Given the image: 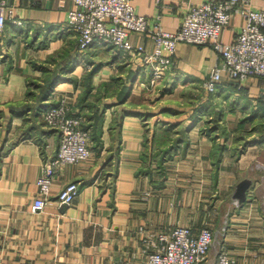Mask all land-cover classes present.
Instances as JSON below:
<instances>
[{
    "label": "crops",
    "instance_id": "crops-1",
    "mask_svg": "<svg viewBox=\"0 0 264 264\" xmlns=\"http://www.w3.org/2000/svg\"><path fill=\"white\" fill-rule=\"evenodd\" d=\"M131 1L138 13L148 17L151 28L160 25L177 31L187 7L205 0ZM249 2L264 8V0ZM7 4L12 12L0 44L3 264H148L150 239L177 224L221 228L220 235L214 231V258L225 243L237 264H264V76H251L242 90L228 79L219 82V103L211 101L208 106L222 108L225 116L220 130L227 144L218 165L213 138L194 125L178 160L183 171L171 172L157 187L153 174L140 171L147 132L161 136L167 122L191 118L197 96L186 99V105L179 104L183 94L173 96L210 75L220 62L213 46L180 42L174 64L164 76L172 89L147 93L138 55L130 54L126 59L130 61H125L122 52L97 43L85 53L79 50L68 23L74 0H7ZM242 23L236 15L223 30V40L231 41ZM130 38L147 51L155 47L150 32H131ZM59 52L61 59L52 60ZM124 64L131 66L126 75L120 70ZM90 69L95 72L89 80ZM140 72L142 78L136 80L133 76ZM62 95L73 100L77 112L93 107L92 115L99 117L95 127L100 145L91 146L88 159L60 167L51 201L35 211L38 179L59 148V136L43 122L42 111ZM145 114L152 117L148 125L142 118ZM250 134L256 141L236 155V143ZM178 174L188 183H177ZM243 178L252 183L247 200L236 205L233 193ZM72 180L79 181L80 193L71 205H61L56 195ZM215 189L218 199L208 203Z\"/></svg>",
    "mask_w": 264,
    "mask_h": 264
},
{
    "label": "built area",
    "instance_id": "built-area-1",
    "mask_svg": "<svg viewBox=\"0 0 264 264\" xmlns=\"http://www.w3.org/2000/svg\"><path fill=\"white\" fill-rule=\"evenodd\" d=\"M74 3L68 11V23L78 39L79 50L85 53L97 43L123 54L138 55L143 60L146 83L156 84L164 78L174 64L180 42L211 44L219 54L220 62L202 84L210 93L218 92L223 79L243 87L251 76H264V8L252 7L249 0H205L190 4L177 31L164 30L160 25L151 28L148 17L138 13L131 0H74ZM11 12L7 0H0V44ZM236 15L243 19L241 28L231 41H224L222 32ZM131 32H150L154 49L147 51L143 45L134 44ZM42 118L57 132L59 148L57 155L45 162L44 173L38 179L39 191L32 204L35 211L44 209L51 201L52 185L60 167L84 161L92 153L91 128L84 115L73 109L69 96L62 95L55 104L47 106ZM80 190L79 181H69L57 193V201L71 205ZM213 240L210 226L197 229L193 225H175L170 232L160 233L158 241L150 243L148 264H206ZM209 264L237 262L222 243Z\"/></svg>",
    "mask_w": 264,
    "mask_h": 264
},
{
    "label": "rangeland",
    "instance_id": "rangeland-1",
    "mask_svg": "<svg viewBox=\"0 0 264 264\" xmlns=\"http://www.w3.org/2000/svg\"><path fill=\"white\" fill-rule=\"evenodd\" d=\"M77 43H78V39H77ZM77 46H78V44H77ZM61 54H62V52L56 53L54 55V59H52V60L61 59L60 58ZM124 54H125V57H124L125 61H130V60H126V59L130 58V54L129 53H124ZM124 63H126V62H124ZM126 64H124L123 68L120 69L125 73V75L131 69V66L126 65ZM89 66H90V64L88 63L87 67L89 68ZM135 76H136V80L138 78L139 79L142 78V76L139 75V73H136ZM165 81H166V79L163 78L161 81H159L156 84H151L148 82L146 84L147 86H145L146 87L145 92L160 94L162 92L161 88H166V87L169 88L168 90H171L173 86L167 85V83ZM111 83L110 84L108 83L109 87L112 89H113V87L115 88V84H111ZM202 84L203 83H201V84L199 83L196 86H191L190 88H184L183 91L177 90L178 91L176 94L177 96L176 95L173 96V97H178V96L183 94L184 99L180 100L179 104L182 103L185 105L188 104V100H186V99L190 98L192 95H195L194 98L197 96V104L198 105L195 106L194 110L191 112L192 116L189 114L191 116V118H189V116H188L187 118H184L185 120L183 119V120H180L177 122H174V121L167 122V124H166L167 126L165 127V130H163L161 132V136H158L157 133H155L154 137H151L150 136L151 132H147L148 135L145 138V145H144L143 157H142L143 165H142L140 171L145 172L147 174L148 173L153 174L154 176H152V178H155V182L157 183V187L159 185L164 184L167 176L171 172L172 173H175V172L179 173L180 171H183L182 169L178 168L179 167L178 160L182 157V155L185 151V149H184L185 142L188 140V137L190 135V129L194 125H198L197 128L201 132H203V133H205V134H207L213 138V140L215 142V148H214L215 152H214L213 156H214V160H215L217 165H218L221 153H222V149H223V147H226L227 138L225 137L224 132L222 130H220V128L222 129L224 127L223 125H225V116H224V114H222V110H221L222 108L217 111V110H214L213 107H208L209 103L211 101L214 103H219V101H218V100H220L219 94H218V92L217 93H210V92L205 91ZM234 85H236V84H234ZM244 87H245V85L243 87L236 86V88L238 90H242V89H244ZM168 90H166V91H168ZM170 92H173V90ZM262 97L264 98V95H262ZM153 98L156 100L157 97H153ZM155 100H152V102ZM92 102H96L95 98H93ZM93 112H95L93 110V107H92V109H89L88 107H84V109H82V111H81V113L86 118L85 122L90 126L91 131H92L91 132V146L97 147L100 145L99 141L101 139L100 138L101 137L100 132L95 127L99 123V121H98L99 117L97 118L96 116H93L92 115ZM161 116H164V115H161ZM172 117L174 118V116H172ZM142 118L147 125H148L149 121L152 120V117L149 114H145ZM188 119H190V121H188ZM186 122H188V123L186 124ZM262 128L264 130V125ZM251 135L252 134H250L251 138H247L245 140H241L238 143H236V146L234 148V149H236L235 152L237 151L236 155H239L243 150H245L249 143L256 141L254 139V137ZM247 136H249V134H247L246 137ZM174 176L179 179L180 174L174 175ZM177 183L186 184L188 182H187V180L179 179V180H177ZM109 185H111V184H109ZM218 195H219V192L216 189L211 191V193L208 197V199H209L208 203L210 201H212L213 199L214 200L218 199ZM177 225H188V224H177ZM197 229H199V228H197ZM220 229L221 228H219V229L218 228H216V229L212 228L213 232L216 230V232H218L217 234H219V235L221 232ZM170 230L168 232H170ZM160 233H162V232H160ZM160 233L157 234V236H155L154 239H150L151 245L154 241L159 240ZM215 237L217 238V235H215ZM214 253H215L214 250L210 251L208 261L206 264H209L214 259ZM148 260H149V257H148Z\"/></svg>",
    "mask_w": 264,
    "mask_h": 264
},
{
    "label": "water",
    "instance_id": "water-1",
    "mask_svg": "<svg viewBox=\"0 0 264 264\" xmlns=\"http://www.w3.org/2000/svg\"><path fill=\"white\" fill-rule=\"evenodd\" d=\"M251 183L252 180L250 178H243L238 182L233 193V200L236 205H241L247 200Z\"/></svg>",
    "mask_w": 264,
    "mask_h": 264
},
{
    "label": "trees",
    "instance_id": "trees-1",
    "mask_svg": "<svg viewBox=\"0 0 264 264\" xmlns=\"http://www.w3.org/2000/svg\"><path fill=\"white\" fill-rule=\"evenodd\" d=\"M71 70L69 69V72H70ZM94 72H95V69H90L89 70V72L87 73V78L90 80L91 78H92V75L94 74ZM132 76H133V74H131ZM130 75V76H131ZM133 77H135V75L133 76ZM61 77H60V75L57 77V78H55L52 82H51V84L49 85V88L50 87H52L54 84H56L58 81H59V79H60ZM69 79H71V80H77L74 76H71V77H69ZM49 105V104H48ZM87 124V123H86ZM87 126L88 127H90L88 124H87Z\"/></svg>",
    "mask_w": 264,
    "mask_h": 264
}]
</instances>
